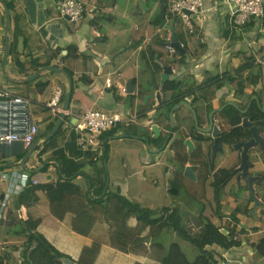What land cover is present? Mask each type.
Segmentation results:
<instances>
[{"label":"crops","instance_id":"0c3cea01","mask_svg":"<svg viewBox=\"0 0 264 264\" xmlns=\"http://www.w3.org/2000/svg\"><path fill=\"white\" fill-rule=\"evenodd\" d=\"M84 1L86 13L76 22L61 16L62 0H16L17 12L23 18L22 28L27 41L24 42V37H19L14 56H18L28 66L29 76L42 69V72L32 80H27L28 76L16 71L11 54L8 64L4 66L7 32L5 11L0 2V83L13 94L30 100L33 121L39 125V133L34 142L38 139L39 141L33 142L36 145L33 155L24 164L21 162L28 148L22 142H12L7 152L4 151L5 149L2 150L1 144L4 143L0 142V172L22 173L24 188L30 184L56 182L64 176L60 164L53 157L55 150L41 153L45 144L57 133L47 139L63 108L64 98L61 111L56 114L52 113L48 105L54 89L61 86L66 94L70 85L72 86L70 105L62 123L63 133L58 137V148L65 147L70 141L72 126L77 124L80 116L88 110L117 113L125 120L137 118L143 114V112L139 113L142 102L138 96L140 69L142 64H146L143 52L153 35L161 34L167 39L171 33L169 27H162L163 17L160 24L155 25L152 33H149L147 24L154 19L153 14L158 3L147 18H144L145 9L141 10L137 7L139 1L144 0H134L133 7L131 5L121 7L117 0ZM204 1V12L194 16L196 39L198 38L199 45L204 46H201V51L193 56L189 55L186 63L174 68L176 72L171 73L169 78L176 77L184 81L187 77L193 76L195 85L199 87L204 86L205 82L217 75H238L235 72L242 61L239 53L243 52L254 54L257 61L263 63L259 83L248 85L245 91L252 93L257 88L264 87V16L259 20L251 19L244 27L237 28L231 26L222 0ZM13 14L11 12V16ZM140 16L142 18L138 20ZM166 18L168 24L174 25L171 15L169 17L166 15ZM140 25L146 27L145 37L141 42L138 41L137 34L135 35L137 40H133V30H138ZM10 30L11 49L13 39ZM167 43L166 41V45ZM73 45L77 46L78 52L73 50L70 54L68 47ZM68 53L70 57L62 59V56ZM169 56L172 58L170 54ZM32 60L39 63L49 62V64L36 71L30 63ZM50 66L62 68L63 73L46 69ZM164 68L162 66L161 69L154 70L146 67L155 91L153 109L146 111L147 118L143 119L141 124L150 125L151 131L152 126H158V133L152 131V136L155 138L164 130L154 122V116L159 113L156 109L159 105L156 94L158 91L162 93L166 80L163 79ZM67 74L71 76V81L67 78ZM39 82H48L49 85L42 89L38 85ZM123 86L127 87L126 93L121 91ZM234 90L233 83L227 81L217 90L216 97L212 101V110H216L213 114L214 123L218 125L221 133L232 128L222 113L224 106L232 105L230 102L237 106L240 103V99L234 96ZM197 94V91L187 93L181 100L189 102L195 112L196 108L192 101ZM254 96L256 95L252 96L249 103L257 98ZM178 103H175L172 109ZM176 110L174 126L178 124ZM201 119L202 123L199 124L197 116L198 127L208 128L210 117L206 119L201 116ZM137 123L138 121H135L129 127L122 125L107 130L102 135V146L94 152L95 158L103 160L107 168L108 192H119L130 201L154 211L153 216L144 214L142 217L150 225L156 224L162 213L178 209L187 231L194 237L201 236L205 227L200 210L201 201L205 196L204 180L208 177V172L206 158L200 150V141L205 139L213 141L214 144V136L212 133L200 130L195 122V131H189L185 137L179 131H169L163 145L156 147L154 142L150 144L146 135L134 132L136 129L134 125ZM27 125L23 104L0 103V132H23ZM262 134L264 135V132ZM232 148L233 152L237 153L233 154L228 150L221 156L218 166L209 176L223 191L221 217L216 223H221L224 228L235 221L236 236L241 244L229 250L216 244L208 245L206 249L221 254L216 264H223L224 261L227 264H264V254L258 251V244L264 239V149L256 146L249 150L251 165L248 171L252 176L258 177L253 183L255 196L258 199L256 204L244 179L241 178L238 183L237 174L231 176L234 169L241 164L242 151L234 146ZM76 150L82 152L76 160L87 162L85 155H82L84 151L77 147ZM65 153L68 157L73 156L69 149H65ZM213 156L211 148V157ZM187 166L195 167L194 178L185 174ZM231 166L233 168H230ZM84 170L90 171V166L86 165ZM34 179L38 182L34 183ZM75 182L83 189H88V180L84 175H78ZM5 187L6 182L0 176V189L3 194ZM19 194H12L4 208H1L3 199L1 200L0 264H25L21 253L25 237L11 232L21 220L25 219L40 220L39 232L60 252L72 258L66 259L67 264L73 261L79 264H160L149 250L125 251L114 245L110 223L97 212L92 213L99 216V220L90 233L85 235L74 229V213L68 212L63 219L51 213L45 192H39L38 202L21 206L17 202ZM128 225L135 227L137 220L129 219ZM171 233L175 235L170 229H164L161 233L160 240L165 246L173 242L171 239L174 236L170 235Z\"/></svg>","mask_w":264,"mask_h":264},{"label":"trees","instance_id":"16d2710c","mask_svg":"<svg viewBox=\"0 0 264 264\" xmlns=\"http://www.w3.org/2000/svg\"><path fill=\"white\" fill-rule=\"evenodd\" d=\"M5 3L11 12L12 16V28L10 30L12 35L11 52L15 69L21 75L29 76L28 66L22 62L18 56H14L17 40L19 37H24V42L27 41L24 30L22 28L23 18L17 12L16 0H1ZM169 0H144L139 1L137 7L142 10L145 9L144 18L150 14L158 3L155 12L153 14V20L148 25L149 33L155 28V25L160 24L164 14L168 17L171 15L168 8ZM175 33L178 39L185 43L186 53L182 54L177 51L172 58H170L169 50L166 46V39L161 34H155L152 36L150 43L147 45L143 52L146 57V64H142L140 69V82L138 96L142 102V106L139 108L140 114L132 123L138 121L134 125L136 128L134 132L137 134H143L147 136L150 144L154 142L156 147L163 145L166 141L169 131H179L180 134L185 137L189 134V131H195V120L192 111L186 106H180L176 110V119L178 124L174 127L170 124L169 113L172 106L183 99L187 93H194L197 91V95L192 101V104L196 108L199 124L202 123L201 116L208 119L209 113L212 110V101L216 97L217 90L226 84L227 81H231L235 88L234 96L240 99L239 106L228 105L222 113L232 128L229 131L222 133L221 147L213 157H211V148L213 141L201 139L200 150L206 158L208 177L204 180L205 196L201 201L200 216L204 221V233L199 237L192 236L184 226L183 217L178 209L170 212H164L159 217V221L156 224H148L143 220L144 214H150L153 216L155 213L142 205L130 201L124 195L119 192H108V171L103 162L95 158L94 152H84L82 155L86 157L84 160H76V157L81 156L82 152L76 150V138L77 135L74 130H71L69 142L65 144V147H59L58 137L62 131L63 125L59 128L57 133L45 144L42 154L54 149L53 157L56 158L61 166L63 177H60L58 181L44 184H30L19 194L17 198L18 204L29 205L39 201V192H45L50 203L51 213L59 219H63L68 212L75 214L73 221L74 229L80 233L88 235L92 230L95 223L99 220V216L95 213H99L107 220L112 227V243L122 250H139L151 251L160 264H216L221 258V254L214 250H207L208 245H219L223 249L229 250L232 247L241 244L236 234V223L229 226H225L226 232L223 231L221 223H216V220L221 217L222 205L221 199L223 191L218 188V185L212 181L210 174L218 166L222 155L226 154L229 150L233 152L232 146L237 141L248 138L250 133L248 129L237 128V125L242 123L245 116H248L253 124L264 127V87L257 88L252 93L245 91L246 87L250 84L256 85L259 83L262 72L263 63L257 61L254 54L239 53L242 57V61L239 67L236 69L238 75H224L214 76L205 82L204 86L195 85L193 76L187 77L184 81L177 78H168L164 81V91L166 93L165 100L156 108L159 113L154 116V122L159 124L164 130L157 138L152 136L151 126H144L141 124L143 119L147 118L146 111L152 110V101L154 100L155 87L153 82L149 78V72L146 67L158 70L162 66L173 68H179L181 64L186 63L187 58L193 56L199 50L198 38L196 39V32L189 33L182 21L178 18L172 20ZM247 25V24H246ZM244 27V26H243ZM146 28V27H145ZM145 28L140 25L138 30H133V40L135 35H138V41L141 42L145 37ZM242 37V36H240ZM69 53L71 51L78 52L76 45L68 47ZM62 56V59L70 57V54ZM157 55V59H156ZM32 67L36 71L42 67H46L47 63H39L36 60H32ZM18 67V69H17ZM245 73V74H243ZM39 86L42 89L46 88L48 82H39ZM148 88V89H147ZM256 95L257 98L252 99L249 110L246 113H242L241 109H245L251 100L252 96ZM148 97V99H146ZM204 102H206L204 104ZM152 122V121H151ZM150 122V123H151ZM153 122V123H154ZM119 124L117 127L122 126ZM125 126V125H123ZM191 126V127H189ZM113 128V129H115ZM190 128V130H189ZM65 149L72 151V157H68L65 153ZM82 151V150H81ZM236 163V162H235ZM234 163V164H235ZM234 164L232 166H234ZM86 165L90 166V171H85ZM230 168H233V167ZM227 169H229L227 167ZM78 175H84L88 180V189L85 190L81 185L75 182V178ZM4 194L0 189V205ZM92 212H95L94 214ZM131 218L137 220L135 227H130L128 221ZM233 222V221H232ZM40 220H21L19 224L11 230L12 234L18 236H24L25 241L21 248L23 260L25 264H67L66 259H72L68 255L60 252L41 232L38 227ZM164 229H170L176 233L182 239H186L189 243L194 245L198 252L193 259H189L186 252L182 248L181 244L177 241H173L170 245L165 244L159 239ZM147 231V232H145ZM151 238L150 245L146 244V239ZM258 251L260 254H264V239L258 244ZM69 264H79L78 262H70Z\"/></svg>","mask_w":264,"mask_h":264},{"label":"built area","instance_id":"2783aa9c","mask_svg":"<svg viewBox=\"0 0 264 264\" xmlns=\"http://www.w3.org/2000/svg\"><path fill=\"white\" fill-rule=\"evenodd\" d=\"M226 6L231 26L242 28L249 20H259L264 16V0H222ZM168 8L172 18H178L182 21L185 29L189 33L196 32L194 16L201 14L205 10L204 0H169ZM86 3L84 0H62L60 5V14L63 17H69L70 21H80L86 13ZM167 48L170 55L173 56L177 51L176 47L171 45L172 33L167 36ZM170 44V45H169ZM181 47L185 43L180 41ZM176 70L172 68L174 74ZM176 78V77H173ZM121 91L126 93L127 87H121ZM65 91L61 86L54 89L53 96L48 105L53 114L61 111V104ZM0 103L23 104L25 106V117L28 125L23 132H0V142L11 144L12 142H22L29 148L39 133V125L33 121L30 109V100L20 95L13 94L10 90L3 88L0 83ZM136 117L125 120L120 114L108 113L101 110H88L80 116L77 124L72 126L77 138V146L84 152H96L102 146V135L119 124L128 126ZM0 176L6 182L4 197L1 208H4L12 194H19L23 188V175L18 171L8 173L1 171ZM34 183L38 181L33 180ZM225 229V228H223ZM223 264H227L226 261Z\"/></svg>","mask_w":264,"mask_h":264},{"label":"water","instance_id":"95a60500","mask_svg":"<svg viewBox=\"0 0 264 264\" xmlns=\"http://www.w3.org/2000/svg\"><path fill=\"white\" fill-rule=\"evenodd\" d=\"M0 2L4 8L5 16H6V24L5 25H6L7 35H6V45H5V60H4V66L6 67V65L8 64V61H9V56H10L11 38H10L9 30L12 26V16H11V11H10L9 7L5 3H3L1 0H0ZM66 19L70 20L69 17H66ZM165 26L169 27L171 30V33H172V42L170 44L173 45L174 47H176L179 50V52H181L182 54L186 53V49L184 47H181V45H180V40L178 39V37L175 33L174 25L168 24L166 14L163 15V19H162V27H165ZM167 45H168V43H167ZM46 69L53 71V72L63 73L62 68H60L58 66H50V67H47ZM40 72H42V69L39 70L37 73L28 76L27 80H32V79L36 78L40 74ZM171 73H172V68L165 67L163 79L169 78V75ZM67 78L71 81V76L69 74H67ZM71 91H72V86L70 85L69 90L66 92V94L64 96L63 108H62V112L60 114V117H59L57 123L55 124V126L53 127L52 131L48 134L47 139H49L53 134H55L59 130V128L61 127V125H62V123L66 117V113L68 111L69 105H70ZM165 96H166V93H165L164 87H163L162 93L158 91L156 94V98H157L159 104H161L165 100ZM255 97L256 96H254V98ZM250 103H249L247 108L241 109L242 113H246L249 110ZM230 104L238 107L237 104H235L233 102H230ZM181 105H186L187 107L190 108V110L193 113L196 125L198 127L196 112L193 109L192 105L189 102H186L185 100L180 101L170 111V120H171L172 126H174V111ZM224 107H226V106H224ZM215 112H216V110H212L209 114L210 124H209L208 128L202 129L201 127H198L200 130H203L207 133H212V135L214 136V144L212 146V155L215 154L216 151L220 149L221 141H222L221 130L219 129L218 125L214 123L213 114ZM236 127L240 128V129L247 128L250 135L245 140H240L233 145L234 148H237V149L240 148V149H242V151H241V164H240V166H238L237 168L234 169V171L231 173V176L237 174L236 180L238 183L240 182L241 178L244 179V181L249 186L251 196L256 201V204H258V199L255 196V190L253 187V183L258 179V177L252 176L248 171V168L251 165V163L249 162V150H251L252 148H255L256 146L264 149V135L262 134L264 132V127L257 126L255 124H253L247 116H245L242 120V123L240 125H237ZM152 131H154V133H158L159 127L156 125L152 126ZM38 141H39V139L36 140L34 143H37ZM34 143L28 148V150L25 154V157L23 158V162H21V164H24L26 162V160L30 156L33 155V152H34L35 146H36ZM9 147H10L9 144H6V143L1 144L2 150L5 149L4 151H6V152H7ZM194 168H195L194 166H187L185 169V174L188 175L190 178H194V173H193ZM223 231L226 232V229H223ZM146 241H150V237L147 238Z\"/></svg>","mask_w":264,"mask_h":264},{"label":"rangeland","instance_id":"374dc122","mask_svg":"<svg viewBox=\"0 0 264 264\" xmlns=\"http://www.w3.org/2000/svg\"><path fill=\"white\" fill-rule=\"evenodd\" d=\"M119 2V6H125L127 5V7H129L130 5L133 7L134 6V0H117ZM142 18V16L138 17L137 19L140 20ZM170 235H173L174 237L172 238L171 236H169V238H172V241H177L181 244L182 248L184 249V251L186 252L187 256L189 257V259H193L198 250L197 248L192 245L191 243H189L186 239H182L181 237H179L176 233L175 235L173 233H171ZM160 239V238H159ZM151 240L147 243V245H150ZM188 244H191L190 246Z\"/></svg>","mask_w":264,"mask_h":264}]
</instances>
